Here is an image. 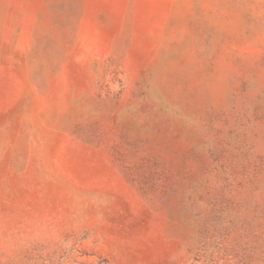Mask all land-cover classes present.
Segmentation results:
<instances>
[{
    "label": "rangeland",
    "instance_id": "obj_1",
    "mask_svg": "<svg viewBox=\"0 0 264 264\" xmlns=\"http://www.w3.org/2000/svg\"><path fill=\"white\" fill-rule=\"evenodd\" d=\"M0 264H264V0H0Z\"/></svg>",
    "mask_w": 264,
    "mask_h": 264
}]
</instances>
